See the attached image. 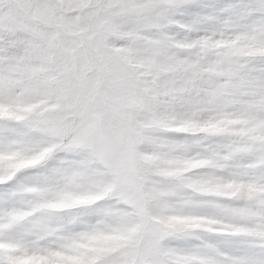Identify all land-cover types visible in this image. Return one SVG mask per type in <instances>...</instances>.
<instances>
[{
  "label": "snow or ice",
  "instance_id": "obj_1",
  "mask_svg": "<svg viewBox=\"0 0 264 264\" xmlns=\"http://www.w3.org/2000/svg\"><path fill=\"white\" fill-rule=\"evenodd\" d=\"M0 264H264V0H0Z\"/></svg>",
  "mask_w": 264,
  "mask_h": 264
}]
</instances>
